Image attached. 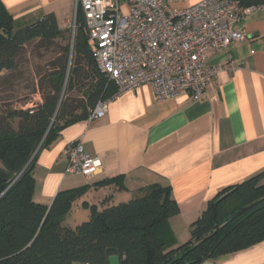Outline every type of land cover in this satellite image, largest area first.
I'll use <instances>...</instances> for the list:
<instances>
[{"label": "trees", "instance_id": "1", "mask_svg": "<svg viewBox=\"0 0 264 264\" xmlns=\"http://www.w3.org/2000/svg\"><path fill=\"white\" fill-rule=\"evenodd\" d=\"M235 1L241 7H264V0ZM65 32L53 15L21 26L0 2V77L16 70L26 45H51ZM48 66L42 102L0 116V264H109L113 255L119 264H201L264 240V171L219 191L191 224L189 240L179 246L168 225L179 207L170 188L160 184L140 189L123 203L114 204L107 195L89 208L87 220L63 228L87 188L59 192L49 207L34 202L37 153L66 126L87 120L116 87L95 66L80 11L71 45Z\"/></svg>", "mask_w": 264, "mask_h": 264}, {"label": "crops", "instance_id": "2", "mask_svg": "<svg viewBox=\"0 0 264 264\" xmlns=\"http://www.w3.org/2000/svg\"><path fill=\"white\" fill-rule=\"evenodd\" d=\"M75 1L0 0L21 26L53 15L61 30L74 18ZM126 1L118 0L123 11ZM171 1L187 8L201 0ZM231 28L245 37L208 53L205 66L223 70L201 99L183 95L157 101L143 84L110 100L102 117L63 128L37 153L33 201L49 207L59 192L86 187L61 224L72 229L107 195L114 204L123 203L140 189L160 184L170 188L179 207L168 224L174 246L188 241L191 224L210 199L264 171V7L242 15ZM73 142L100 159L89 179L65 174L62 151ZM117 177L119 184L99 185ZM201 264H264V240Z\"/></svg>", "mask_w": 264, "mask_h": 264}, {"label": "built area", "instance_id": "3", "mask_svg": "<svg viewBox=\"0 0 264 264\" xmlns=\"http://www.w3.org/2000/svg\"><path fill=\"white\" fill-rule=\"evenodd\" d=\"M259 8L235 0H201L187 8H176L171 0H127L123 11L118 0H76L70 27L75 33L80 11L95 66L116 87L87 121L102 117L110 100L143 84L157 101L201 99L223 70L205 66L208 53L243 40L244 33L231 27ZM62 154L67 175L89 179L101 166L80 142L69 143Z\"/></svg>", "mask_w": 264, "mask_h": 264}, {"label": "rangeland", "instance_id": "4", "mask_svg": "<svg viewBox=\"0 0 264 264\" xmlns=\"http://www.w3.org/2000/svg\"><path fill=\"white\" fill-rule=\"evenodd\" d=\"M65 29V36L56 39L51 45L31 43L21 51L17 68L11 74L3 73L0 77V116L9 110L28 109L42 102L41 85L49 71L50 62L61 49L71 45L74 33L70 27ZM75 93L71 96L75 98ZM119 264V258L113 255L110 264ZM80 264V263H75Z\"/></svg>", "mask_w": 264, "mask_h": 264}]
</instances>
